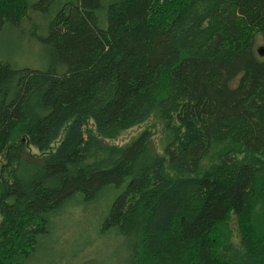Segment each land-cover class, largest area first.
<instances>
[{"label": "trees", "instance_id": "trees-1", "mask_svg": "<svg viewBox=\"0 0 264 264\" xmlns=\"http://www.w3.org/2000/svg\"><path fill=\"white\" fill-rule=\"evenodd\" d=\"M34 10L54 62L0 57V264L108 192L97 235L125 264H264V0H0V31ZM151 117L163 155L104 141Z\"/></svg>", "mask_w": 264, "mask_h": 264}, {"label": "rangeland", "instance_id": "rangeland-1", "mask_svg": "<svg viewBox=\"0 0 264 264\" xmlns=\"http://www.w3.org/2000/svg\"><path fill=\"white\" fill-rule=\"evenodd\" d=\"M39 0H30L33 4ZM66 1V0H65ZM119 0H104L106 4ZM51 17H43L34 10L20 26H6L0 31V57L17 68L38 69L45 63L52 64L51 51L43 43ZM264 47L263 42L257 48ZM89 129L94 131L93 123ZM153 133L151 144L156 154L163 155L168 134L156 117L120 133L115 139L104 140L110 146L123 147L143 132ZM62 137L58 140L61 141ZM217 151L211 152L203 161L202 169H207L216 160ZM172 177L176 175L168 171ZM113 194L104 193L90 204L82 200L65 205L53 218L48 235L42 238L37 251L27 264H125L126 252L120 250L112 238L99 237L97 226L104 216Z\"/></svg>", "mask_w": 264, "mask_h": 264}, {"label": "water", "instance_id": "water-1", "mask_svg": "<svg viewBox=\"0 0 264 264\" xmlns=\"http://www.w3.org/2000/svg\"><path fill=\"white\" fill-rule=\"evenodd\" d=\"M257 53L260 57H264V47L257 48Z\"/></svg>", "mask_w": 264, "mask_h": 264}]
</instances>
